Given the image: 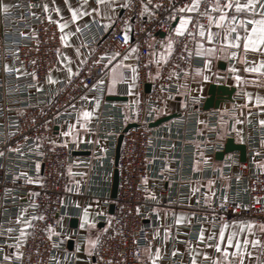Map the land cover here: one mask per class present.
Listing matches in <instances>:
<instances>
[{
    "label": "built area",
    "instance_id": "built-area-1",
    "mask_svg": "<svg viewBox=\"0 0 264 264\" xmlns=\"http://www.w3.org/2000/svg\"><path fill=\"white\" fill-rule=\"evenodd\" d=\"M217 2L223 4L224 0H201L186 33L193 30L197 20L207 22V17L200 12L207 10L215 16L217 12L209 9V4ZM190 3L191 0H151L149 8L155 4L159 7L150 17L147 13L141 15V0H129L126 17L120 19L119 25L109 28L94 22L86 25L80 30V37L88 47L85 60L71 77L66 76L53 90L39 86L46 84L48 74L58 60L61 33L57 22L36 0H15L11 10L0 13V244L4 248L0 250V264H56L57 253L66 252L64 238L77 232L75 228L60 231L58 215L66 200L76 195L70 179L76 172L71 169L86 164L77 161L73 151L93 150L97 155L101 152L95 150L96 145L89 140L79 145L65 142L57 131L65 130L67 124L76 119L78 110L105 99L110 69L130 49L137 51V100L128 103L125 111L120 107H105L99 126L100 137L105 141L106 171L104 209L99 214V222L103 225L93 259L94 264H151L144 257L143 249L154 242L155 223L144 222V218L152 213L154 206L167 205L172 198L168 197L169 192L162 182L165 179L159 174L156 199L147 194L144 181L153 143L164 148L170 145V139L161 136L158 126L149 127L148 123L159 115L166 101L177 94L186 68L198 62L192 54L193 40L184 34L174 43L160 72L150 77V40L157 33L169 30L171 20L177 14L173 13V8ZM125 21L131 33L127 42L122 27ZM25 30L29 33L21 35ZM7 62L11 71H5ZM98 80L104 83L97 84ZM146 82H150V90L145 97ZM93 84L97 86L93 88ZM203 101L202 96H186V112L175 117L181 120L178 125L183 131L182 138L199 142L198 146L188 147V162L201 150L212 157L215 151L223 148L224 140H218L213 132L218 128L219 106L209 109L213 110L207 121L211 132L206 136L197 133V114L203 111ZM236 108L233 105L226 110L232 113ZM227 118L232 121L231 117ZM128 123L135 125L123 131ZM247 128L250 133L244 142V162L239 161L238 151H232L224 154L220 168H212L211 163H207L206 177L227 175L229 188L217 190L209 203H206L204 191L195 195L194 204L202 213L195 222L196 228L205 223L217 227L224 221L236 220H252L264 225V170L261 165H255L256 160H264L261 144L264 127L258 126L253 119ZM119 133H122V140L117 160V192L115 198L110 199L113 154ZM10 147L18 151H9ZM234 165H238V170L233 171ZM189 171L188 165L180 177L190 176ZM29 178L39 182L29 183ZM173 191L187 193L189 188L184 184L180 188L175 186ZM110 202H113L111 214L107 212ZM21 210L26 213L24 219L43 217L30 221L23 237L19 233L21 225L16 223ZM74 212L79 214L80 208H75ZM49 225L53 228L51 238L46 230ZM9 228L13 231H7ZM55 229L61 235L54 234ZM17 243L19 248L15 247ZM10 247L19 255L6 260L3 251ZM66 257L69 258L68 253ZM176 260L174 258L172 264H177ZM255 264H264V239L258 246Z\"/></svg>",
    "mask_w": 264,
    "mask_h": 264
},
{
    "label": "crops",
    "instance_id": "crops-1",
    "mask_svg": "<svg viewBox=\"0 0 264 264\" xmlns=\"http://www.w3.org/2000/svg\"><path fill=\"white\" fill-rule=\"evenodd\" d=\"M41 7L48 5V16L57 22V24L65 25L63 29L60 27L61 47L59 51L58 60L54 68L50 71L47 77V82L39 87H47L54 89L55 86L68 76L67 69L70 67L75 72L85 60L88 47L80 37V30L86 25L94 22L103 28H109L113 25H119L120 19L126 17V7H123L125 0H116V8H112L108 4L99 6L100 13L85 14L78 17L77 20L72 21L69 7L76 9L79 8L85 13H89L90 9L97 8L95 0H36ZM129 0H127L128 3ZM201 2V0H200ZM0 3L14 5L15 0H0ZM12 7L9 9L11 10ZM258 7V5H257ZM57 9L59 10L57 12ZM195 12L185 15L193 16ZM233 13L229 10L228 15ZM219 12L215 16H218ZM95 17V19H94ZM176 22L172 28L164 32V36H156L152 42L150 52L148 55L149 76H156L161 69L162 64L167 59L174 43L183 35L177 36L173 29L176 23L179 22V13H177L171 22L175 19ZM239 18V17H238ZM190 22V21H189ZM107 27H104V24ZM204 26L205 36H199V27H194L191 33L193 40L192 54L196 56L197 65L187 67L185 76L180 82L178 92L172 98H169L164 108L160 111L159 116L168 114L170 112H183L186 110L185 97L188 95L202 96L205 98L206 90L210 83L226 84L235 87L232 101H222L217 111H219V121L216 133L218 140H225L228 133L237 142H245L249 135L247 124L254 119L258 126V121L264 119V104H258L257 98L264 99V69L261 72L253 73L246 72L245 68L255 67L258 63L264 62V53L252 50H245L243 41L235 42V34L229 32L232 42L225 43L224 35L229 25L224 23L221 27L217 28L215 24L211 26V31L215 34L213 41L207 39L208 22L200 23ZM125 34L128 38L131 36L129 25H122ZM238 28L240 26H237ZM79 28V31H77ZM23 33H29L25 30ZM240 34L243 35V29L240 28ZM171 39L173 41L172 47L167 50L164 45ZM197 43L200 44L199 49ZM208 49H212L211 52ZM232 52L236 56L231 55ZM166 53V55H165ZM137 51L130 49L125 56L120 60L121 65L128 67H118L115 71H111L108 77L106 96L104 100H97L95 104L87 110L92 111V115L86 121V128L80 129L77 117L74 121L76 127L71 130L69 136H64L63 133L69 132V123L65 130L59 129L57 134L65 142H74L79 145L83 141H92L96 145L95 150H100L101 155H97L93 150H88V154H77V161H84L85 166L72 168L76 174L70 176L74 184L75 193L71 199L66 200L62 212L58 215V228L60 231L67 228H75L76 235L67 236L64 238L66 243V252L57 253V261L59 264H94L93 252L84 251V242L88 239H96L97 233L100 231L99 214L103 211V193L105 185V163L103 157L105 156V141L100 137L99 126L103 121L104 109L107 106L120 107L126 110L127 104L137 100V67H136ZM163 57V58H162ZM222 64V65H221ZM8 68L11 67L9 62L6 63ZM135 68V73L132 69ZM199 70V71H197ZM135 75V80L132 77ZM207 76L205 80L203 77ZM236 77L240 79L237 80ZM51 78V80L49 79ZM51 81H55L52 83ZM109 81L112 82L111 90L109 89ZM133 86L130 88L129 84ZM247 94V96L245 95ZM107 96H123V99L112 100L107 99ZM236 105V111L228 113L226 108ZM84 110V109H83ZM213 110H203L197 114V133L200 135H207L211 132L207 125L208 117ZM186 111L183 112V114ZM78 115V114H77ZM231 117L229 121L227 117ZM156 117V118H157ZM83 118H81L82 120ZM181 120L179 118H172L164 123L158 125L159 133L163 138L170 139V145L163 147L157 142L153 143L152 155L149 159V171L144 181L147 186L148 197L156 199V187L158 184V174L163 175L165 179L162 181L166 192H169L172 200L167 205H156L152 209V213L144 218V222L155 223L154 227V242L149 243L143 249L144 257L147 259L146 248L151 246L152 254L155 255L157 246L160 249L159 259L156 264H172L173 259L176 258L177 264H191L192 257L189 251L196 257L197 264H213V260H219L220 264H255L257 258V249L259 244L264 239V230H261V225L252 220H236L224 221L219 226L214 227L207 223L202 224L196 228V220L202 217V213L194 204L195 195L200 191L207 193L206 203L211 202L215 193L219 189L225 191L229 188V176L220 175L219 177L209 176L206 177V165L211 163L212 168H220L221 160H215L214 154L210 157L204 151H200L194 155L189 161V146H198L199 142L194 140H185L182 138L183 131L178 125ZM264 147V145H263ZM163 151L165 154H163ZM206 159V163H205ZM264 160H256L255 165H262ZM189 165L190 176L181 178L182 172ZM195 166V167H194ZM236 166V168H234ZM238 170V165L233 166V171ZM162 178V179H163ZM181 178V179H180ZM209 181H212L209 185ZM186 184L189 188L187 193L178 191L174 193L175 186L180 188ZM198 191H192V189ZM171 191V192H170ZM179 200V201H176ZM80 208V213L74 212L75 208ZM87 210V216L92 221L93 227H89L87 222L82 221L81 217ZM77 219L76 227L70 226V218ZM177 217L180 218V223H176ZM252 223L253 227L249 231L247 227L243 230L239 227V223L247 225ZM81 223H84V228H81ZM227 225L225 228V237L219 240L222 245H227V232H235L240 238L241 248L244 249L243 258L239 255H229L227 260L224 259L222 253L215 249V244L218 242L219 232L221 226ZM168 228L167 238H165L164 229ZM203 228V239H198ZM58 233V229L54 230V234ZM247 237L249 244L245 246L243 239ZM209 237H212L209 239ZM252 239H257L260 243L256 246L251 244ZM68 240H71L70 248L68 247ZM4 249L0 244V250ZM229 253L235 250V240L233 245L228 248ZM67 253L69 258H67ZM207 253V259L204 254ZM250 253V254H249ZM17 254V250L10 247L3 251V258L9 257L8 260L13 259ZM71 261V262H70ZM5 264V263H2Z\"/></svg>",
    "mask_w": 264,
    "mask_h": 264
},
{
    "label": "snow or ice",
    "instance_id": "snow-or-ice-1",
    "mask_svg": "<svg viewBox=\"0 0 264 264\" xmlns=\"http://www.w3.org/2000/svg\"><path fill=\"white\" fill-rule=\"evenodd\" d=\"M68 0H65V3L67 4ZM97 8L95 9H90L89 13H85L83 11H81L79 8L73 9L71 7H69V12L71 13V18L72 21H75L78 19V17L83 16L85 14H91V13H96V15H99L100 13V8L99 6L102 4H108L110 5L113 9L116 8V0H95ZM151 0H148V3H145V0H141V15H144L145 13H147L150 17L152 15H154V10L156 8L159 7L158 4L155 5H151V8H149V4H150ZM199 4H200V0H191L190 4L185 5L184 7L181 8H173L172 11L173 13H179V22L176 23L175 28L173 29V31L175 32V34L177 36H181L184 34H187L189 37H192L193 33L191 32H187L186 33V29L188 28L189 25V21L192 19V17L190 15H185V11H187L188 13H192V12H196L199 8ZM258 5V7H257ZM12 7V5L10 4H6V3H0V13H7L9 11V9ZM31 7V5H30ZM123 7H128V3L127 0H125V3L123 5ZM209 9H211L212 11H216L219 12L218 16H213L212 14L209 13V11H204V12H200V15L206 16L207 17V22H208V28L209 30L207 31V39L209 41H213L214 38V33L210 30L211 26L213 24L216 25L217 28L221 27L224 23H227L229 25V28L227 29V31L225 32L224 35V42L225 43H230L232 42L231 37L228 35L229 32L234 33L235 34V42H239V41H243V46L244 49L247 50H252V51H258L261 53H264V0H224L223 4L220 3H215V4H209ZM44 10L45 12H47L48 10V5L45 4L44 5ZM229 10L232 11V15L229 16L228 12ZM59 10L57 9V12ZM239 17V18H238ZM95 19V17H94ZM125 24H127V21H125ZM58 26L63 29L65 25L63 24H59ZM237 26H240L239 28ZM86 27V26H85ZM104 27H107V24H104ZM194 27H199L200 31H199V36L203 37L205 36V30H204V26L200 25L199 20L196 21V24L194 25ZM240 28L243 29V35L240 34ZM77 31H79V28H77ZM21 35H24V33H21ZM62 42L64 41V37H61ZM124 41L127 42L128 41V36L125 34L124 35ZM172 43L173 41L171 39H169L167 41V44L164 45V47L170 51L171 47H172ZM135 47V46H134ZM200 44L197 43V48L199 49ZM209 52L212 51V49H208ZM114 56H119V53H114ZM166 55V53H165ZM231 55L233 57L236 56L235 52H232ZM163 58V57H162ZM94 63H101V61H94ZM128 67L127 65H121L120 61L117 60L116 63L114 65H112L110 71H115L118 67ZM261 69H264V62L258 63L255 67H248L245 68L246 72H253V73H257V72H261ZM5 71H11V69L8 68V66L5 64ZM133 73H135V68L132 69ZM199 71V70H197ZM68 72V76L71 77L73 74V70L69 67L67 69ZM264 74V73H261ZM205 80L208 79L207 76L203 77ZM33 79H35V75L33 74ZM51 80V78H49ZM133 81L135 80V75L132 77ZM237 80H239V77H236ZM52 83H55V81H51ZM104 81L103 80H98L97 84H103ZM97 84H93L92 87L95 88L97 86ZM111 86H112V82L109 81V89L111 90ZM133 85L130 83L129 87L131 88ZM247 96V94H245ZM84 99V98H82ZM98 103V101H97ZM257 103L258 104H264V99H260L257 98ZM57 115H59V113H57ZM92 115V111L84 109V110H78V115H77V120L79 122V128L80 129H85L86 128V121L87 119ZM81 118H83L81 120ZM259 125L264 127V119H261L258 121ZM69 132H65L63 133L64 136H69L71 134V130L74 129L76 127V125L74 123H69ZM26 139V138H25ZM261 144L264 145V139L261 140ZM9 151H18V149H13V148H9ZM0 155H2V153H0ZM206 159H205V163H206ZM195 167V166H194ZM262 170H264V165H261ZM29 183L32 182H39L37 181H33L31 178H29L28 180ZM209 185H211L212 181L208 182ZM192 191H198V189L193 188ZM226 199V197H225ZM205 200L207 201V193L205 194ZM34 207V205H33ZM137 211H139V209H137ZM153 211H155V209H153ZM26 213L21 210L16 217V223L21 225V227L19 228V233H20V237H23L26 235L25 233V229L30 227V221L35 220V219H43V217H27L26 219H24ZM82 221L87 222L89 227H93V223L92 221L88 218L87 216V210H85L84 215H82L81 217ZM180 218L177 217L176 219V223L179 224ZM234 224L237 222H233ZM85 224L81 223L80 227L84 228ZM227 227V225L221 226L220 228V232H219V237L217 238V243L215 244V249L217 252L222 253L223 257L225 260H227L228 256H237L239 255L241 257V260L243 258V253H244V249L241 248V241L240 238L236 235L235 232L229 231L227 232V245H222L221 243H219L220 239H223L225 237V228ZM239 227L241 228V230H243L245 227L248 228V230L250 231L253 227L252 223L249 222L247 225H245L244 223H239ZM261 230H264V225H261ZM48 231V233L50 234V238H51V234L53 232V228L51 225H49L46 229ZM7 231L11 232L13 231V229L9 228ZM168 228L164 229L165 232V238H167V234H168ZM56 235H61V233H56ZM99 237H100V233H97V238L96 239H88L85 240L84 242V251L87 253L91 250H94L95 247L98 244L99 241ZM212 237H209V239H211ZM198 239H203V228L201 229V233L200 236L198 237ZM235 240V250L232 251L231 253H229V246L233 245V242ZM260 242L257 239H252L251 240V244L253 246H256L257 244H259ZM243 244L245 246H247L249 244V240L247 239V237L245 236V238L243 239ZM55 246V245H54ZM16 248L20 247V244L17 243L15 244ZM145 251L147 252V260L151 262V264H156L157 260L159 259V255H160V249L157 246L156 250H155V255L152 254L151 251V246L149 245L148 248L145 249ZM250 254V253H249ZM19 255V254H17ZM189 255L192 257L191 259V264H197L196 262V257L195 255L192 253V251H189ZM205 259H207V253L204 254ZM5 259H9V257H5ZM57 264H59V262L57 261ZM213 264H220L219 260H213Z\"/></svg>",
    "mask_w": 264,
    "mask_h": 264
},
{
    "label": "water",
    "instance_id": "water-1",
    "mask_svg": "<svg viewBox=\"0 0 264 264\" xmlns=\"http://www.w3.org/2000/svg\"><path fill=\"white\" fill-rule=\"evenodd\" d=\"M175 18L170 23V28H172L176 22ZM164 36V32H159L157 35L153 36L150 40V47L152 46V42L156 36ZM222 65V64H221ZM150 90V82H146L144 85V96L146 97ZM235 92V87L226 85V84H216V83H210L206 90V96L204 98L202 108L203 110H209L212 108H217L222 101H232L233 100V93ZM107 99L112 100H120L123 99V96H107ZM179 115V112H170L168 114L161 115L157 118H155L153 121L148 123L149 127H155L160 125L161 123H164L172 118H175ZM134 123H128L124 128L123 131H125L127 128L134 126ZM122 140V133H119L116 137V143L114 147V154H113V169L111 174V184H110V190H109V197L110 199H114L117 192V184H118V170H117V160L119 155V148L120 143ZM232 151H238L239 153V161L244 162L246 160V146L244 142H237L234 140L232 136H227L223 143V148L221 150H217L214 152V159L215 160H222L225 153H229ZM88 150H77L73 151V154H88ZM236 168V166L234 167ZM107 212L111 214L113 212V202H110L108 205ZM77 225V219L72 217L70 218V226L76 227ZM100 227L103 225L102 222H99L98 224ZM71 240H68L67 244L70 248Z\"/></svg>",
    "mask_w": 264,
    "mask_h": 264
}]
</instances>
